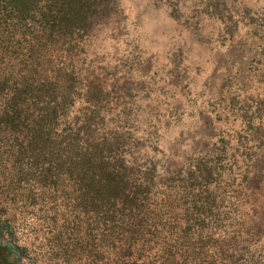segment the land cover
<instances>
[{
	"label": "rangeland",
	"instance_id": "obj_1",
	"mask_svg": "<svg viewBox=\"0 0 264 264\" xmlns=\"http://www.w3.org/2000/svg\"><path fill=\"white\" fill-rule=\"evenodd\" d=\"M100 1L0 0V45L43 53V72L66 65L68 119L91 116L151 185L143 213L157 215V232L191 237L189 208L208 201L203 232L221 234L204 245L252 243L240 230H264V0H102L88 11ZM18 132L0 127V264H190L152 258L153 230L123 229L132 247L120 249L83 221V202L74 223L68 181L41 175L47 161L32 166L39 152H19Z\"/></svg>",
	"mask_w": 264,
	"mask_h": 264
},
{
	"label": "trees",
	"instance_id": "obj_2",
	"mask_svg": "<svg viewBox=\"0 0 264 264\" xmlns=\"http://www.w3.org/2000/svg\"><path fill=\"white\" fill-rule=\"evenodd\" d=\"M60 1L47 0V3L61 5ZM101 1L94 3V9L88 7V11H96ZM47 9L50 11V6ZM7 39V47L0 45V127L19 130V136L26 144L19 152H39L37 158L28 157L32 166L38 158L47 161L48 167L40 170L41 175L46 176L47 171L52 177L68 181L77 203L69 216L74 223L79 220L73 214L83 202L84 208L80 210L83 221L92 219L98 232L114 236L120 249H123L119 243L125 228L136 235L144 230L146 234L152 230L159 232L156 239L148 237L146 240L149 251L153 252L152 258L159 263L161 259L164 263H173L177 258L183 260L188 258L186 255H191L190 264H264V230L257 235L253 220L247 229L240 230L252 243L240 248L245 240L236 234L226 244L206 246L221 234L213 235L211 230L203 232L208 226L204 222L212 209L208 201L189 208L196 218L192 226L185 221L187 227L196 228L191 237L185 236L184 231L173 232L164 227L157 232L160 227L157 215L145 218L143 213L148 210L144 204L150 199L151 185L140 182L133 168L125 164L119 147L107 138L96 137L91 116L84 118L81 124L68 119L67 99L63 92L69 77L65 73L66 65L57 67L56 64L43 72V53L37 54L32 48L26 57L16 49L13 57L7 52L12 50ZM181 240L183 243H179ZM149 257L150 260V254Z\"/></svg>",
	"mask_w": 264,
	"mask_h": 264
}]
</instances>
